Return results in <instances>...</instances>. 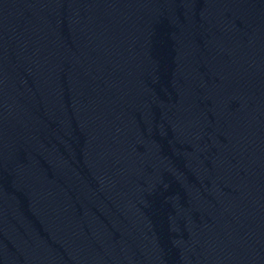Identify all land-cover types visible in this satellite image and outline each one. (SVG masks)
<instances>
[{"label":"water","instance_id":"obj_1","mask_svg":"<svg viewBox=\"0 0 264 264\" xmlns=\"http://www.w3.org/2000/svg\"><path fill=\"white\" fill-rule=\"evenodd\" d=\"M0 264H264V0H0Z\"/></svg>","mask_w":264,"mask_h":264}]
</instances>
